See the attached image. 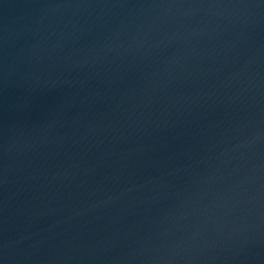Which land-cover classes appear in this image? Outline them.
Listing matches in <instances>:
<instances>
[{"label": "water", "instance_id": "95a60500", "mask_svg": "<svg viewBox=\"0 0 264 264\" xmlns=\"http://www.w3.org/2000/svg\"><path fill=\"white\" fill-rule=\"evenodd\" d=\"M0 264H264V0H0Z\"/></svg>", "mask_w": 264, "mask_h": 264}]
</instances>
